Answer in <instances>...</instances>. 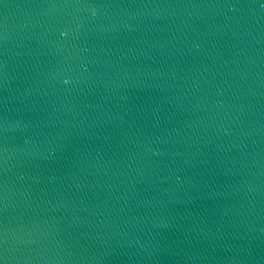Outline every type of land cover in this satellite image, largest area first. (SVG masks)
I'll return each mask as SVG.
<instances>
[{
  "label": "water",
  "instance_id": "obj_1",
  "mask_svg": "<svg viewBox=\"0 0 264 264\" xmlns=\"http://www.w3.org/2000/svg\"><path fill=\"white\" fill-rule=\"evenodd\" d=\"M0 264H264V0H0Z\"/></svg>",
  "mask_w": 264,
  "mask_h": 264
}]
</instances>
